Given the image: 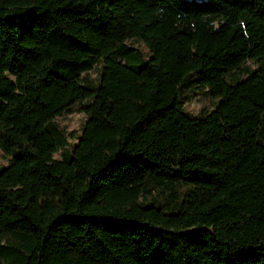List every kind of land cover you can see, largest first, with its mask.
<instances>
[{
    "label": "trees",
    "instance_id": "obj_1",
    "mask_svg": "<svg viewBox=\"0 0 264 264\" xmlns=\"http://www.w3.org/2000/svg\"><path fill=\"white\" fill-rule=\"evenodd\" d=\"M0 150V264H264V0H0Z\"/></svg>",
    "mask_w": 264,
    "mask_h": 264
},
{
    "label": "rangeland",
    "instance_id": "obj_2",
    "mask_svg": "<svg viewBox=\"0 0 264 264\" xmlns=\"http://www.w3.org/2000/svg\"><path fill=\"white\" fill-rule=\"evenodd\" d=\"M127 43L129 44V41H127ZM138 46L146 53L145 58H148L149 52L147 48L142 44ZM129 64L136 67L134 62H129ZM90 74L92 77H95L97 75V68L93 69ZM183 97L185 99V102L183 103L185 110L193 116L201 111L202 113L200 116H202L205 113L210 112L215 107L216 100L209 95L207 87L201 85L200 83L192 84L191 87L183 93ZM84 119L85 114L82 110H80V112H74L67 116L57 117L55 120L65 129L67 133L73 132V136L75 137L74 140L68 139V141L74 144L81 136ZM56 157L59 158V155L56 154ZM8 159L9 156L5 155L0 150V168L7 164Z\"/></svg>",
    "mask_w": 264,
    "mask_h": 264
}]
</instances>
